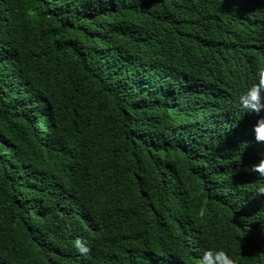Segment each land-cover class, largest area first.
<instances>
[{"label":"trees","instance_id":"obj_1","mask_svg":"<svg viewBox=\"0 0 264 264\" xmlns=\"http://www.w3.org/2000/svg\"><path fill=\"white\" fill-rule=\"evenodd\" d=\"M258 64L264 0H0V264H264Z\"/></svg>","mask_w":264,"mask_h":264},{"label":"clouds","instance_id":"obj_2","mask_svg":"<svg viewBox=\"0 0 264 264\" xmlns=\"http://www.w3.org/2000/svg\"><path fill=\"white\" fill-rule=\"evenodd\" d=\"M237 105L243 113H256L258 119L252 132L257 143H264V64H258L252 82L238 95ZM251 172L257 174L253 187L256 197L264 196V159L251 166ZM74 247L86 254L89 248L80 238L74 241ZM197 264H235L233 257L222 247H209L197 258Z\"/></svg>","mask_w":264,"mask_h":264}]
</instances>
